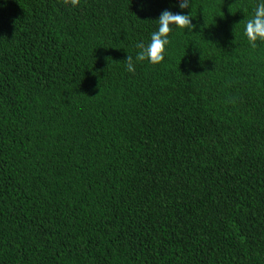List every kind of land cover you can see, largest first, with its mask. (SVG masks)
Returning <instances> with one entry per match:
<instances>
[{"label":"trees","instance_id":"16d2710c","mask_svg":"<svg viewBox=\"0 0 264 264\" xmlns=\"http://www.w3.org/2000/svg\"><path fill=\"white\" fill-rule=\"evenodd\" d=\"M258 2L0 0V264H264Z\"/></svg>","mask_w":264,"mask_h":264},{"label":"clouds","instance_id":"9594fccd","mask_svg":"<svg viewBox=\"0 0 264 264\" xmlns=\"http://www.w3.org/2000/svg\"><path fill=\"white\" fill-rule=\"evenodd\" d=\"M192 0H178V7L183 10L191 8ZM72 6H76L79 0H70ZM193 16L191 12L184 13L172 12L167 9L163 10L158 19V28L151 33L150 42L147 44L138 43L136 48L138 51L135 58L132 55L126 57V70L128 72H135V63L148 60L151 64H159L165 59L167 46L170 44L169 33L174 28L192 31L194 25L192 24ZM244 34L252 47H256V42L264 41V0H259L254 9V13L250 19L247 20L244 27Z\"/></svg>","mask_w":264,"mask_h":264}]
</instances>
